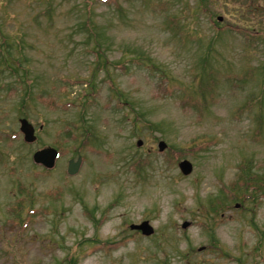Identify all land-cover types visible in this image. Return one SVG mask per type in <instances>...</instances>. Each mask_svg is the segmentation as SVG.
I'll use <instances>...</instances> for the list:
<instances>
[{"label":"rangeland","instance_id":"rangeland-1","mask_svg":"<svg viewBox=\"0 0 264 264\" xmlns=\"http://www.w3.org/2000/svg\"><path fill=\"white\" fill-rule=\"evenodd\" d=\"M3 45L0 264H264V0H0Z\"/></svg>","mask_w":264,"mask_h":264},{"label":"trees","instance_id":"trees-1","mask_svg":"<svg viewBox=\"0 0 264 264\" xmlns=\"http://www.w3.org/2000/svg\"><path fill=\"white\" fill-rule=\"evenodd\" d=\"M25 64L21 61V59L17 60L10 54V47L3 45L0 47V71L7 72L10 76L21 75L22 77L19 81L25 85L27 82L24 76L28 75V70L25 69ZM21 73V74H20ZM10 84V83H9ZM204 85L201 81L198 85ZM208 85V84H207ZM28 87L25 86V93L23 95V99L30 98V94L28 95ZM184 101H187L184 99ZM83 142L85 140L83 139ZM174 153V152H173ZM239 177L233 183L232 187L238 186L241 188L242 195L245 199L258 196H264V167L263 173H253L252 171V161H244L239 165ZM237 182V183H236ZM30 211V210H29ZM103 245V243H102Z\"/></svg>","mask_w":264,"mask_h":264},{"label":"water","instance_id":"water-1","mask_svg":"<svg viewBox=\"0 0 264 264\" xmlns=\"http://www.w3.org/2000/svg\"><path fill=\"white\" fill-rule=\"evenodd\" d=\"M19 129L23 134L24 141L27 143H32L36 140L35 129L34 126L26 119L20 118L19 119ZM141 141H137V145H140ZM158 148L162 151L165 148V142L160 141L158 143ZM58 155L57 150L54 147H45L36 150L33 155L32 159L36 164H41L46 168H52L55 164L56 157ZM82 157L78 156L76 160L69 159L67 165V172L69 174H75L78 172L80 164H81ZM178 167L180 171L184 175H188L192 171V163L187 159H183L178 163ZM188 225V222H183L182 227L185 228ZM130 229L140 230L142 234L149 236L153 234L154 229L152 225L149 223L148 220H143L138 224H130Z\"/></svg>","mask_w":264,"mask_h":264}]
</instances>
